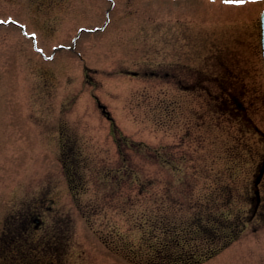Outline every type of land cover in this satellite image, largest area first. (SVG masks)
<instances>
[{
	"label": "rangeland",
	"instance_id": "obj_1",
	"mask_svg": "<svg viewBox=\"0 0 264 264\" xmlns=\"http://www.w3.org/2000/svg\"><path fill=\"white\" fill-rule=\"evenodd\" d=\"M263 10L0 0V264H264ZM41 188V229L5 253ZM249 215L205 260L221 245L200 222Z\"/></svg>",
	"mask_w": 264,
	"mask_h": 264
},
{
	"label": "flooded vegetation",
	"instance_id": "obj_2",
	"mask_svg": "<svg viewBox=\"0 0 264 264\" xmlns=\"http://www.w3.org/2000/svg\"><path fill=\"white\" fill-rule=\"evenodd\" d=\"M190 85H194V83H190ZM26 129V134H25V141L27 143H29V145L34 146V144L37 142L35 140V138H30V136H32V129L30 130ZM42 131V129H41ZM7 136V135H6ZM9 136V135H8ZM42 136L43 134H41V140L39 139L37 142V145H41L43 144V140H42ZM9 140V138H6ZM28 192H26L27 195ZM35 203V204H34ZM31 203V205H35V208L33 209L29 207L30 210H34V213H36V215L34 216H30L31 214H29V210L27 209V206L24 208L23 212H19L18 214H21L18 216L17 219H15V223H9L7 224V230L5 231L7 234V237L9 240H7L5 243H7L6 246V252L5 253H12L13 251L17 250L16 247H19V245L17 243H20L22 245L21 249L25 248L24 246V241L22 239L25 238L26 234L29 233L30 230L33 231H39L42 227V219L40 217V215L44 214L45 212V191L43 188H41V190H38L37 195H35V202ZM29 204V203H28ZM30 205V204H29ZM6 237V238H7ZM39 243H41V245H43L45 243V236L43 234V236L41 235V237L39 238ZM2 252V251H1ZM3 258H6V256H3ZM2 256H0V261L4 262ZM15 258V257H13ZM22 261V260H21ZM5 262H8V260H6Z\"/></svg>",
	"mask_w": 264,
	"mask_h": 264
},
{
	"label": "trees",
	"instance_id": "obj_3",
	"mask_svg": "<svg viewBox=\"0 0 264 264\" xmlns=\"http://www.w3.org/2000/svg\"><path fill=\"white\" fill-rule=\"evenodd\" d=\"M119 141L116 142V148H117V153L118 155L121 157L122 156V153L123 151L120 149V145H119ZM129 150V149H132L131 146L129 145H126L125 144V150ZM121 151V152H120ZM125 155V154H123ZM127 159H126V156L123 158V162H126ZM130 172V171H129ZM138 190H144L143 188H140ZM233 189L230 188V192H232ZM232 195V193H230ZM231 198H228L226 200V202L228 203V201H230ZM246 201V200H245ZM249 202V201H247ZM250 215L249 217H244V219H242L241 217H233V218H226V217H218L216 219H213L214 222H215V229H212L211 230V227H209L208 223L206 224H201L202 222H200V225H206L204 226V232L203 234L206 235V237L210 238L209 241H216V240H219L220 241V249L218 251H214V252H211V253H208L206 255V257L204 258L205 260L207 259H210L211 257H213L215 254H217L220 250L224 249L226 246H228L231 242H233L234 240H236V235H239L240 231L241 233L244 230V226L245 224H242L241 222H244V221H250ZM241 223V224H240ZM245 223V222H244ZM153 225V227H155L156 224H151ZM241 226V227H240ZM236 227L239 228V231L236 232ZM233 232V233H232ZM166 249L169 248V245H166L165 247ZM160 257L162 258V261L163 262H170V260L172 259L170 253H164V254H159L158 256V259L160 260ZM203 261L201 260H193V261H186L185 263L183 264H201Z\"/></svg>",
	"mask_w": 264,
	"mask_h": 264
},
{
	"label": "water",
	"instance_id": "obj_4",
	"mask_svg": "<svg viewBox=\"0 0 264 264\" xmlns=\"http://www.w3.org/2000/svg\"><path fill=\"white\" fill-rule=\"evenodd\" d=\"M261 24H262V51H263V59H264V11L261 15ZM100 107L103 109V111H106L104 106L101 105ZM263 173H264V164H263V167L261 169L260 175L257 178L256 185H258V183L260 182ZM257 194H258V192H257Z\"/></svg>",
	"mask_w": 264,
	"mask_h": 264
},
{
	"label": "snow or ice",
	"instance_id": "obj_5",
	"mask_svg": "<svg viewBox=\"0 0 264 264\" xmlns=\"http://www.w3.org/2000/svg\"><path fill=\"white\" fill-rule=\"evenodd\" d=\"M225 2H229V0H225ZM0 23H3V21H0Z\"/></svg>",
	"mask_w": 264,
	"mask_h": 264
}]
</instances>
